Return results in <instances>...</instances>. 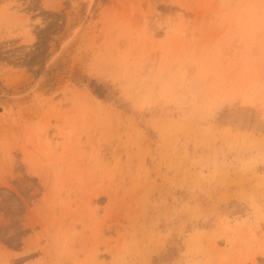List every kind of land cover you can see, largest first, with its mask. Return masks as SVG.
I'll use <instances>...</instances> for the list:
<instances>
[{
	"label": "rangeland",
	"instance_id": "374dc122",
	"mask_svg": "<svg viewBox=\"0 0 264 264\" xmlns=\"http://www.w3.org/2000/svg\"><path fill=\"white\" fill-rule=\"evenodd\" d=\"M252 261L264 0H0V264Z\"/></svg>",
	"mask_w": 264,
	"mask_h": 264
},
{
	"label": "bare ground",
	"instance_id": "6f19581e",
	"mask_svg": "<svg viewBox=\"0 0 264 264\" xmlns=\"http://www.w3.org/2000/svg\"><path fill=\"white\" fill-rule=\"evenodd\" d=\"M212 104H214V105H212V106H214V108H215V104H218V100H217V98H215L214 97V99L212 100ZM254 260V259H253ZM255 261V260H254ZM256 263V262H255ZM251 264H254V262L252 261V263Z\"/></svg>",
	"mask_w": 264,
	"mask_h": 264
}]
</instances>
